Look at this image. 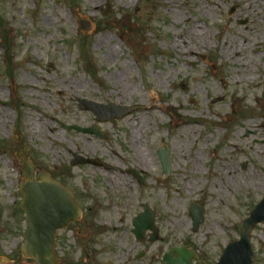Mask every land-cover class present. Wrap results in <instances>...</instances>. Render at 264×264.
I'll list each match as a JSON object with an SVG mask.
<instances>
[{
  "label": "rangeland",
  "instance_id": "1",
  "mask_svg": "<svg viewBox=\"0 0 264 264\" xmlns=\"http://www.w3.org/2000/svg\"><path fill=\"white\" fill-rule=\"evenodd\" d=\"M263 83L264 0H0V264L33 263L20 254L23 158L82 210L57 234L58 264H162L172 247L217 263L264 197ZM78 100L135 111L97 124ZM143 206L155 242L132 235ZM250 243L264 264V223Z\"/></svg>",
  "mask_w": 264,
  "mask_h": 264
},
{
  "label": "water",
  "instance_id": "2",
  "mask_svg": "<svg viewBox=\"0 0 264 264\" xmlns=\"http://www.w3.org/2000/svg\"><path fill=\"white\" fill-rule=\"evenodd\" d=\"M106 6L109 8L108 5ZM78 24L83 33L90 30L87 23L79 21ZM78 103L79 108L91 112L98 123L120 120L131 115L134 111L128 107H119L113 104L103 107L90 101L78 100ZM61 128L65 131L74 130L100 137L99 130L94 126L89 129H82L61 124ZM157 155L163 173L169 175V152L167 149L158 150ZM74 158L75 161L71 163L73 165L88 163L76 155ZM24 166L25 180L21 186V210L25 214L26 228L23 237L24 245L20 250L21 255L32 258L33 264H57L58 259L53 251L56 234L70 223L78 221L81 214L80 210L75 207L71 193L58 182H54L47 174L42 175L39 182H33V167L28 162H25ZM188 215L193 226L192 232H195L203 222V209L192 203ZM153 218V213L147 208L144 209V213L137 215L132 225L136 239H141L144 233L150 230L153 233L151 241L157 240ZM261 222H264V198L250 211L248 218L242 222L238 241L227 244L216 264H252L254 256L250 245V233ZM193 258L194 255L186 248H172L162 260L163 264H192Z\"/></svg>",
  "mask_w": 264,
  "mask_h": 264
},
{
  "label": "flooded vegetation",
  "instance_id": "3",
  "mask_svg": "<svg viewBox=\"0 0 264 264\" xmlns=\"http://www.w3.org/2000/svg\"><path fill=\"white\" fill-rule=\"evenodd\" d=\"M38 179V177H35V180H37Z\"/></svg>",
  "mask_w": 264,
  "mask_h": 264
},
{
  "label": "bare ground",
  "instance_id": "4",
  "mask_svg": "<svg viewBox=\"0 0 264 264\" xmlns=\"http://www.w3.org/2000/svg\"><path fill=\"white\" fill-rule=\"evenodd\" d=\"M94 2V0H92ZM111 53V52H110Z\"/></svg>",
  "mask_w": 264,
  "mask_h": 264
}]
</instances>
